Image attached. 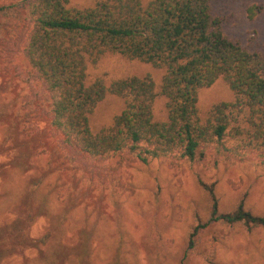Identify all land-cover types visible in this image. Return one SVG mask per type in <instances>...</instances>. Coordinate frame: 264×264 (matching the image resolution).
Segmentation results:
<instances>
[{
	"label": "rangeland",
	"instance_id": "374dc122",
	"mask_svg": "<svg viewBox=\"0 0 264 264\" xmlns=\"http://www.w3.org/2000/svg\"><path fill=\"white\" fill-rule=\"evenodd\" d=\"M253 4L262 11L250 19ZM212 7L230 37L264 52V0H212ZM8 47L0 56V264H264V229L249 231L242 223L211 224L189 249L192 230L210 215L203 183L215 186L222 211L245 200L264 215V152L232 147L230 157L208 166L173 155L122 167L119 155L73 160L14 37ZM92 73L150 74L159 85L164 71L109 54ZM233 99L219 79L200 91L199 107L206 114ZM123 107V99L107 96L91 115L93 130ZM155 117L167 118L163 97Z\"/></svg>",
	"mask_w": 264,
	"mask_h": 264
},
{
	"label": "trees",
	"instance_id": "16d2710c",
	"mask_svg": "<svg viewBox=\"0 0 264 264\" xmlns=\"http://www.w3.org/2000/svg\"><path fill=\"white\" fill-rule=\"evenodd\" d=\"M73 1L0 3V56L14 37L47 97L44 112L61 131L69 158L119 155L122 167L173 155L208 166L230 157L232 147L264 152V52L226 33L212 0H93L85 6ZM247 11L253 19L262 7L253 4ZM109 54L162 69L161 83L150 74H93ZM219 79L234 99L203 114L200 91ZM109 95L123 99L124 107L94 131L91 115ZM159 97L165 99L163 120L155 117ZM203 184L210 215L192 230L190 251L214 223L264 229V215L247 209L245 200L222 211L215 186Z\"/></svg>",
	"mask_w": 264,
	"mask_h": 264
}]
</instances>
